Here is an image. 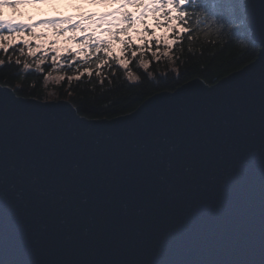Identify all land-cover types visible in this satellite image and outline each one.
I'll return each instance as SVG.
<instances>
[{"label": "water", "instance_id": "water-1", "mask_svg": "<svg viewBox=\"0 0 264 264\" xmlns=\"http://www.w3.org/2000/svg\"><path fill=\"white\" fill-rule=\"evenodd\" d=\"M261 4L253 62L124 116L0 86V264H264Z\"/></svg>", "mask_w": 264, "mask_h": 264}, {"label": "trees", "instance_id": "trees-1", "mask_svg": "<svg viewBox=\"0 0 264 264\" xmlns=\"http://www.w3.org/2000/svg\"><path fill=\"white\" fill-rule=\"evenodd\" d=\"M233 4L241 5L244 9V0H226L217 7L214 18L218 22L227 19L228 13L225 9ZM6 9L13 13L12 9ZM187 10L194 11L190 5ZM78 11L83 17L92 15V12L81 8ZM195 11L198 12L199 9ZM149 14L153 16L151 11ZM187 19L189 32L184 33L182 37H174L177 43L172 49H165L161 44L157 57H153L151 51H148L143 57V62L137 59L130 63L128 69H123L111 61L98 69L95 56L91 55L87 65L79 58H75L68 59L67 63L63 64L58 62L54 66L50 59L53 53H49L48 58L41 65L44 71L37 72L36 60L42 53L38 52L37 57L29 56L25 47L24 55H21L19 49L24 45L22 38H18L15 47L10 48L7 54L0 49V86L10 88L17 96L23 98H33L43 102L68 101L77 114L86 119L110 120L133 112L142 102L157 93L173 92L193 79H200L209 86L214 85L256 59L259 46L252 40L251 33H245L243 29L229 27L227 24L223 27L219 23L211 27H207L204 23L197 25L195 15ZM233 22L238 23L235 19ZM70 24L64 27H69ZM144 24L149 31L153 30L146 21ZM80 25L82 27V23ZM108 27L104 26L105 29ZM85 29L87 31H78L76 35L82 37L93 32L89 27ZM42 30L46 32L43 36L46 40L37 41L30 38L33 46L40 43L44 45L42 50H46L48 45L56 40L59 43L51 46L76 49L74 42L63 44V41L72 35L71 31L56 37L50 27L42 25ZM111 30L116 31L117 28L113 27ZM137 30H139L138 26ZM104 32L105 30L101 33ZM101 33L97 35L100 39L108 38L106 34ZM116 39H124V36L121 34ZM133 40L135 41L136 38L133 37ZM165 50L169 51L168 56L163 55ZM61 55L63 59L65 54ZM26 63L30 65L27 69L24 68ZM144 63H147V68L143 66ZM97 72L100 74L97 75ZM129 72L137 78L129 79ZM50 76L59 79L50 81L47 79Z\"/></svg>", "mask_w": 264, "mask_h": 264}, {"label": "snow or ice", "instance_id": "snow-or-ice-1", "mask_svg": "<svg viewBox=\"0 0 264 264\" xmlns=\"http://www.w3.org/2000/svg\"><path fill=\"white\" fill-rule=\"evenodd\" d=\"M42 2L43 0H0V49L7 54L10 48L15 47L17 38H22L24 47L19 49L21 55H24L25 47L29 56L37 57L38 52L42 53L36 60L35 67L37 72L44 71L41 65L48 58L49 53H53L50 59L54 66L58 62L63 64L67 63L68 59L75 58H79V60L87 65L89 63V56L91 55L95 56L96 67L98 69L101 65H108L110 61L118 64L123 69H128L130 63L137 59L143 62V57L148 51H151L153 57H157L161 44H163L165 49H172L177 43L174 37H182L184 33L189 32V21L187 18L193 15L196 17L195 23L197 25L204 23L207 27H211L213 24L219 23L221 27L227 24L229 27L243 29L245 33H250L251 31L247 10L243 9L241 5L233 4L231 7L225 9L228 17L221 22H218L214 18L217 14V7L224 4L226 0H150L149 3H144L143 0H122V8L125 5H130L141 11L138 13L120 12L118 18L109 21V27L105 29L104 33H101L102 35L106 34L107 39H100L99 36L94 34V30L87 35L78 37L76 35L78 31H87V29L81 27L79 22L70 24L68 20H49L44 21L43 25L50 27L54 36L61 37L65 32H72V35L68 36L67 40L63 41V44L69 41L74 42L76 49L73 50L63 46L53 47L51 45L59 43L53 40L46 50H42L44 49V45L37 43L33 46L30 43V38L37 41L42 39L41 36H37L32 31V29L39 25L25 23L15 18H7L3 11L4 8L15 10L18 6ZM189 5L194 10L193 12L187 10ZM196 9H199V11L196 12ZM149 11L153 13L154 27L156 29H163L162 34L159 36L149 31V28L144 24V17ZM110 15L113 17L117 16L116 13H111ZM86 19L97 26L105 20L104 17H101L98 21H92L91 17H87ZM234 19L238 23H234ZM254 23H257L256 19L254 22H251L252 25ZM66 24H70V26L64 27ZM258 24L261 32L264 33V4L260 6ZM137 26H139V31H137ZM113 27H116L117 30L112 31ZM121 34L124 36V39L117 40L116 38ZM133 34L136 37L135 41L133 40ZM260 43L264 44V38L260 39ZM153 48L155 50H152ZM99 53H103V55H98ZM61 54H65L63 59ZM163 55L168 56L169 51L165 50ZM17 63H19V60H17ZM29 66L26 63L24 68L27 69ZM143 66L145 68L148 67L147 63H144ZM96 74L99 75L100 73L97 72ZM129 74L131 75V72ZM89 75H91V72H89ZM5 264H18V262L8 261Z\"/></svg>", "mask_w": 264, "mask_h": 264}, {"label": "rangeland", "instance_id": "rangeland-1", "mask_svg": "<svg viewBox=\"0 0 264 264\" xmlns=\"http://www.w3.org/2000/svg\"><path fill=\"white\" fill-rule=\"evenodd\" d=\"M121 2L122 0H43L40 4L36 3V8H34L33 5L22 7L17 13H15V15L9 12L10 10L8 9H5L4 13L7 18H15L25 23L39 25L38 27L32 29V31H34L37 36H41L43 40L45 39L43 36L46 32L42 30V25L44 21L49 20H70L73 24L79 22L82 23V27H89L90 30H94L96 35H99L105 30L104 26H109V21L118 18L120 12L138 13L141 11L140 9L139 11H135L137 8L130 5H125L122 8ZM143 2L149 3L150 0H143ZM75 6L76 9H74ZM79 8L92 12V15L84 17L79 15ZM111 13H116L117 16L113 17L110 15ZM87 17H92V21H98L101 17H104L105 20L97 26L89 20L85 22L84 20ZM152 18L153 16H150L149 12H147L144 17V21H146L147 25L153 29L151 32H154L157 36H159L162 34L163 29H156ZM133 37H135L134 34ZM45 46H47V44Z\"/></svg>", "mask_w": 264, "mask_h": 264}, {"label": "clouds", "instance_id": "clouds-1", "mask_svg": "<svg viewBox=\"0 0 264 264\" xmlns=\"http://www.w3.org/2000/svg\"><path fill=\"white\" fill-rule=\"evenodd\" d=\"M26 6H28V5H23V6H18L15 10H13L12 9V11H13V13L15 14V13H17L22 7H26ZM6 8H4L3 9V11L5 10ZM128 78L129 79H132V80H135L137 77L136 76H134V75H132V73H131V75L128 73ZM48 80H50V81H53V80H56V79H59L58 77L57 78H53V77H49V78H47Z\"/></svg>", "mask_w": 264, "mask_h": 264}]
</instances>
